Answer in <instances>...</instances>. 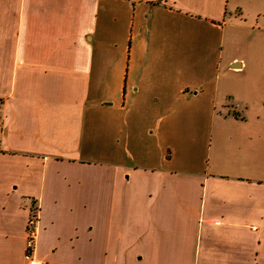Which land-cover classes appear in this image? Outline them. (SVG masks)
Instances as JSON below:
<instances>
[{
  "label": "crops",
  "instance_id": "crops-1",
  "mask_svg": "<svg viewBox=\"0 0 264 264\" xmlns=\"http://www.w3.org/2000/svg\"><path fill=\"white\" fill-rule=\"evenodd\" d=\"M261 19L264 0H0V264H26L34 208L46 264H264V91L238 56L230 87L181 68L198 26Z\"/></svg>",
  "mask_w": 264,
  "mask_h": 264
},
{
  "label": "rangeland",
  "instance_id": "rangeland-1",
  "mask_svg": "<svg viewBox=\"0 0 264 264\" xmlns=\"http://www.w3.org/2000/svg\"><path fill=\"white\" fill-rule=\"evenodd\" d=\"M259 24L263 25L264 20L258 21ZM264 26V25H263ZM197 33V38L199 39L200 33H203L207 36L205 42L203 44L198 43L195 44V51L186 63H181V68L185 69L186 66H189L190 70H194L197 73L208 72L209 77L206 82H210V77H212L213 82L217 81L220 85L231 86L234 82L230 81V78H236V74L229 69L228 60L234 56H238L239 58L248 59V72L253 73L254 76L249 79V81L244 82V86L241 88H247L251 85H255L261 91H264V27L255 29H245L236 30L230 29L228 30L229 38L226 41L221 40V35L218 31L208 30L204 28L195 29ZM243 34L240 38L241 40L237 43V36ZM239 38V39H240ZM222 43H221V42ZM228 81V84H224ZM201 82H199L200 84ZM210 84V83H209ZM235 84V83H234ZM207 86V85H206ZM222 87V86H221ZM196 92V91H195ZM224 92V91H223ZM201 96L200 98H203ZM235 97V96H234ZM261 100H263L259 104H264V97L261 96ZM211 107V106H210ZM235 105H230L227 109L229 113L235 117H241V112L237 108L235 109ZM235 112H234V111ZM210 110H208L207 114ZM183 112V111H182ZM209 119V116H207ZM209 123L207 122V126H204V123L201 124L198 133L206 128V133L203 138V144L201 146V152L199 153V167L202 169L209 165V140L210 134L208 132ZM120 143L125 144V137H120ZM133 152L135 155H139L140 149L135 145L133 146ZM153 151H156L155 145H153ZM37 212V208H34L33 213L31 214V220L35 219Z\"/></svg>",
  "mask_w": 264,
  "mask_h": 264
},
{
  "label": "built area",
  "instance_id": "built-area-1",
  "mask_svg": "<svg viewBox=\"0 0 264 264\" xmlns=\"http://www.w3.org/2000/svg\"><path fill=\"white\" fill-rule=\"evenodd\" d=\"M4 102L0 99V133L3 130V122H2V110H3ZM235 109H239V104L235 105ZM234 111V110H233ZM235 112V111H234ZM36 223L35 219L30 223V229L28 234V241H27V262L26 264H46L38 260L35 256V244H36V230L34 225Z\"/></svg>",
  "mask_w": 264,
  "mask_h": 264
},
{
  "label": "water",
  "instance_id": "water-1",
  "mask_svg": "<svg viewBox=\"0 0 264 264\" xmlns=\"http://www.w3.org/2000/svg\"><path fill=\"white\" fill-rule=\"evenodd\" d=\"M232 67H233V68H236V67H237V65H233Z\"/></svg>",
  "mask_w": 264,
  "mask_h": 264
}]
</instances>
